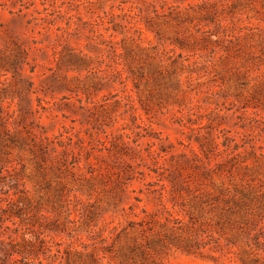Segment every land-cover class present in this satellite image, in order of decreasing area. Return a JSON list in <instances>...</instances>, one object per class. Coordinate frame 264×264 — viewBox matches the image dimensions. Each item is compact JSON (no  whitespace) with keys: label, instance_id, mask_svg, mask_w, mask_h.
<instances>
[{"label":"rangeland","instance_id":"obj_1","mask_svg":"<svg viewBox=\"0 0 264 264\" xmlns=\"http://www.w3.org/2000/svg\"><path fill=\"white\" fill-rule=\"evenodd\" d=\"M3 182L33 264H264V0H0Z\"/></svg>","mask_w":264,"mask_h":264},{"label":"trees","instance_id":"obj_2","mask_svg":"<svg viewBox=\"0 0 264 264\" xmlns=\"http://www.w3.org/2000/svg\"><path fill=\"white\" fill-rule=\"evenodd\" d=\"M4 186H7V188ZM10 188L14 190L10 192ZM0 193V212L5 214L6 219L12 220V216L16 213L11 210L6 212L8 209L6 207L10 208V205L12 202H14V200L21 201L23 198H25L21 194L22 190L17 187L16 182H12L10 184L3 182L2 187L0 188ZM5 205L6 207H4ZM7 237L9 238V236ZM25 251L26 250H24V248H20L17 242H15L13 239H9L7 241L0 239V264H18V262H21V264H33V261L29 259L28 256H25ZM56 251L59 252V250Z\"/></svg>","mask_w":264,"mask_h":264}]
</instances>
